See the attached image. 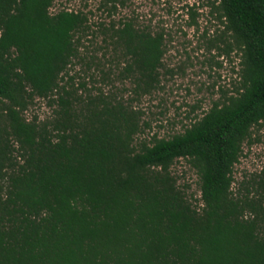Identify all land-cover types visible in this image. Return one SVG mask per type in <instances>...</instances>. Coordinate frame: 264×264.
I'll return each mask as SVG.
<instances>
[{
	"label": "trees",
	"instance_id": "obj_1",
	"mask_svg": "<svg viewBox=\"0 0 264 264\" xmlns=\"http://www.w3.org/2000/svg\"><path fill=\"white\" fill-rule=\"evenodd\" d=\"M56 1L0 0V264H264V168L232 189L264 122V0H211L239 86L182 133L139 144L134 103L160 85L163 34L112 19L92 31L82 11L51 14ZM123 5L98 9L112 17ZM88 36L100 39L92 53ZM76 66L112 88L128 82L132 97L91 93ZM35 98L52 108L43 124L22 118ZM180 159L198 200L171 172Z\"/></svg>",
	"mask_w": 264,
	"mask_h": 264
},
{
	"label": "rangeland",
	"instance_id": "obj_2",
	"mask_svg": "<svg viewBox=\"0 0 264 264\" xmlns=\"http://www.w3.org/2000/svg\"><path fill=\"white\" fill-rule=\"evenodd\" d=\"M210 3L211 0H124V5L109 17L98 9L99 0H57L50 13L82 11L87 14L92 31L98 23L108 24L112 19L115 22L132 20L153 34H163L165 55L160 85L150 95L140 97L134 103L143 113L142 132L136 137V144H139L153 136L167 139L182 133L214 103H222L226 96L234 95L239 86V54L225 48L223 41L230 39L223 36V26ZM83 44L92 53L95 47H99L100 39L88 36ZM84 70L76 66L70 74L74 75L76 83L85 81L91 93H98V89L103 92L112 90L125 99L132 97L128 82L112 88L97 80L95 70L88 72L94 73V80L85 76ZM121 89H124L122 93ZM6 105V101H0V130L8 129ZM51 116L52 108L48 101L40 98H35L22 113L26 121L38 124H43ZM251 134L252 143L243 144L242 156L234 166L233 190L242 181L256 179L264 168V122L254 127ZM10 146L16 149L12 140ZM11 162L22 163L18 152L13 151ZM171 172L181 189L193 199L200 198L197 174L186 160L176 161Z\"/></svg>",
	"mask_w": 264,
	"mask_h": 264
}]
</instances>
